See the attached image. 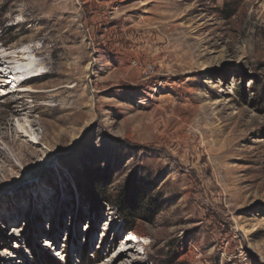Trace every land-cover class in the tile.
<instances>
[{
	"label": "rangeland",
	"instance_id": "rangeland-1",
	"mask_svg": "<svg viewBox=\"0 0 264 264\" xmlns=\"http://www.w3.org/2000/svg\"><path fill=\"white\" fill-rule=\"evenodd\" d=\"M32 50L39 92L0 79V264H264V0H0V59Z\"/></svg>",
	"mask_w": 264,
	"mask_h": 264
},
{
	"label": "bare ground",
	"instance_id": "bare-ground-1",
	"mask_svg": "<svg viewBox=\"0 0 264 264\" xmlns=\"http://www.w3.org/2000/svg\"><path fill=\"white\" fill-rule=\"evenodd\" d=\"M38 54L37 50L32 51H22V52H10L11 61H3L5 57L9 56L7 54L2 55L0 59V79L3 81L1 83L8 84L10 83L13 88H20V92H39L40 90L36 89H23L22 86H18L19 83L27 80L31 77L42 76L43 66L38 64L35 55ZM20 83V84H21ZM42 89V88H41ZM18 134V132L16 131ZM31 143V142H30ZM130 235V236H129ZM128 241H131L136 238L133 233H128ZM134 243V242H133Z\"/></svg>",
	"mask_w": 264,
	"mask_h": 264
},
{
	"label": "trees",
	"instance_id": "trees-1",
	"mask_svg": "<svg viewBox=\"0 0 264 264\" xmlns=\"http://www.w3.org/2000/svg\"><path fill=\"white\" fill-rule=\"evenodd\" d=\"M146 191L141 188H133L132 196L129 194L120 195L115 198V200L110 203L114 206L119 213L120 217L122 218L125 224L126 233H133L136 232L132 229L133 226V219H134V211L144 204L146 199Z\"/></svg>",
	"mask_w": 264,
	"mask_h": 264
}]
</instances>
